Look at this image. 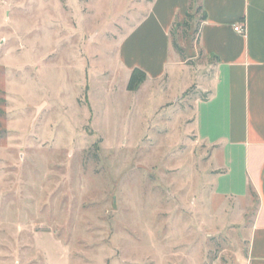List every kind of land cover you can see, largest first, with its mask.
Masks as SVG:
<instances>
[{
    "label": "rangeland",
    "instance_id": "374dc122",
    "mask_svg": "<svg viewBox=\"0 0 264 264\" xmlns=\"http://www.w3.org/2000/svg\"><path fill=\"white\" fill-rule=\"evenodd\" d=\"M151 3L0 0V264H248L259 199L215 192L190 128L197 31L173 32L180 99L183 74L127 90L119 46Z\"/></svg>",
    "mask_w": 264,
    "mask_h": 264
},
{
    "label": "crops",
    "instance_id": "0c3cea01",
    "mask_svg": "<svg viewBox=\"0 0 264 264\" xmlns=\"http://www.w3.org/2000/svg\"><path fill=\"white\" fill-rule=\"evenodd\" d=\"M239 24L244 34L235 31ZM183 26L189 35L197 31L200 52L213 68L212 78L197 87L203 96L193 101L191 131L212 150L217 194L258 197L248 264H264V0H152L121 41L119 61L130 76L135 69L145 72L144 84L172 83L183 74L174 101L195 81L184 75L173 41L175 27Z\"/></svg>",
    "mask_w": 264,
    "mask_h": 264
},
{
    "label": "trees",
    "instance_id": "16d2710c",
    "mask_svg": "<svg viewBox=\"0 0 264 264\" xmlns=\"http://www.w3.org/2000/svg\"><path fill=\"white\" fill-rule=\"evenodd\" d=\"M146 80H147V75L145 72H143L140 69L133 70L129 79L127 90L129 92L136 91L142 84L145 83Z\"/></svg>",
    "mask_w": 264,
    "mask_h": 264
},
{
    "label": "built area",
    "instance_id": "2783aa9c",
    "mask_svg": "<svg viewBox=\"0 0 264 264\" xmlns=\"http://www.w3.org/2000/svg\"><path fill=\"white\" fill-rule=\"evenodd\" d=\"M235 31L237 33H240V34H244L245 33V26H243L242 24H239V25L235 26Z\"/></svg>",
    "mask_w": 264,
    "mask_h": 264
}]
</instances>
